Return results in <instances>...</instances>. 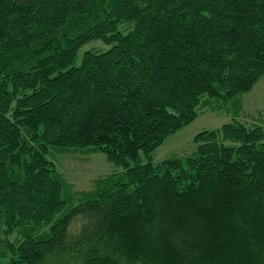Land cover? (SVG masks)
I'll return each mask as SVG.
<instances>
[{"label":"trees","instance_id":"trees-1","mask_svg":"<svg viewBox=\"0 0 264 264\" xmlns=\"http://www.w3.org/2000/svg\"><path fill=\"white\" fill-rule=\"evenodd\" d=\"M260 78L264 0H0V264H264L262 126L151 158ZM52 149L123 170L75 200Z\"/></svg>","mask_w":264,"mask_h":264},{"label":"rangeland","instance_id":"rangeland-1","mask_svg":"<svg viewBox=\"0 0 264 264\" xmlns=\"http://www.w3.org/2000/svg\"><path fill=\"white\" fill-rule=\"evenodd\" d=\"M107 47L100 40H91L78 49L77 57L79 59L83 51H101ZM240 103L241 105L236 110L231 100L218 102L212 99L200 104L197 115L192 121L168 135L152 151V161L158 162L166 157H183L193 153L195 144L192 138L197 132L219 127L233 118L241 120L248 126L260 125L264 128V78L258 79L250 91L240 95ZM50 158L61 172L64 180L71 184L72 190L70 192L73 191L76 194L75 200H79L83 196L82 194L85 195L86 192L93 190L95 180L123 170L122 165L108 161L99 151L64 152L52 149ZM140 158L145 160V156L141 152ZM5 229L6 226L0 220V241H4L6 237L8 240L17 238L15 233L5 236ZM40 264L61 263L58 262L57 258L47 256Z\"/></svg>","mask_w":264,"mask_h":264}]
</instances>
